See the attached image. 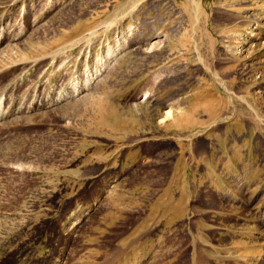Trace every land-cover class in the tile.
Returning <instances> with one entry per match:
<instances>
[{
    "label": "rangeland",
    "instance_id": "obj_1",
    "mask_svg": "<svg viewBox=\"0 0 264 264\" xmlns=\"http://www.w3.org/2000/svg\"><path fill=\"white\" fill-rule=\"evenodd\" d=\"M0 264H264V0H0Z\"/></svg>",
    "mask_w": 264,
    "mask_h": 264
},
{
    "label": "bare ground",
    "instance_id": "obj_2",
    "mask_svg": "<svg viewBox=\"0 0 264 264\" xmlns=\"http://www.w3.org/2000/svg\"><path fill=\"white\" fill-rule=\"evenodd\" d=\"M171 113L169 112L168 115H170Z\"/></svg>",
    "mask_w": 264,
    "mask_h": 264
}]
</instances>
